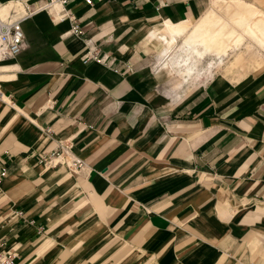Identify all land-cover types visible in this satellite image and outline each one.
<instances>
[{
    "label": "crops",
    "instance_id": "crops-1",
    "mask_svg": "<svg viewBox=\"0 0 264 264\" xmlns=\"http://www.w3.org/2000/svg\"><path fill=\"white\" fill-rule=\"evenodd\" d=\"M211 3L69 0L80 35L53 10L20 20L24 47L0 57V242L15 264H264V60L182 80L164 59L174 26ZM19 10L0 0V18ZM84 36L110 64L82 61ZM204 52L185 44L175 68ZM56 140L76 170L42 162ZM100 233L110 254L85 256Z\"/></svg>",
    "mask_w": 264,
    "mask_h": 264
},
{
    "label": "rangeland",
    "instance_id": "rangeland-1",
    "mask_svg": "<svg viewBox=\"0 0 264 264\" xmlns=\"http://www.w3.org/2000/svg\"><path fill=\"white\" fill-rule=\"evenodd\" d=\"M250 4L241 3L238 0H212L209 8L202 13L196 21L177 23L172 34L176 37L169 56L164 57L171 61L170 65L174 73L184 80L190 75L199 78L204 75V70H223L229 75H239L238 67L244 69V65H250L246 70L253 68L251 65L261 64L264 60V0H246ZM255 9L258 13H256ZM178 38L180 42H178ZM196 44V48L205 52L202 56L192 55L191 72L175 68V61L183 56L185 44ZM154 50L150 54V61L154 62L160 43L155 40ZM262 61V62H261ZM173 64V66H172ZM168 68V67H167ZM186 72V73H185ZM170 80L172 78L170 76ZM96 244L83 247V254L96 255L98 258L110 254L108 236L100 233ZM107 243V245H106ZM73 250V251H71ZM68 253H74L75 248ZM124 247H117L116 254H123ZM78 252H81L79 248ZM96 257V258H97ZM92 260V259H91ZM83 264H108L101 262H90ZM114 264V263H111Z\"/></svg>",
    "mask_w": 264,
    "mask_h": 264
},
{
    "label": "built area",
    "instance_id": "built-area-1",
    "mask_svg": "<svg viewBox=\"0 0 264 264\" xmlns=\"http://www.w3.org/2000/svg\"><path fill=\"white\" fill-rule=\"evenodd\" d=\"M69 0H17L19 14L11 18H0V57L17 54L25 45L24 34L20 20L40 10H53L55 19L67 18L69 20L68 31L80 35L82 29L77 20L66 6ZM93 0H84L91 3ZM84 50L81 56L82 61L95 60L104 64H110L111 58L105 53H99L89 36L83 37ZM2 93L0 89V100ZM66 140H56L51 149L46 152L41 160L47 166L64 164L70 170H76L82 159L73 154ZM6 174V167L0 164V180ZM15 254L5 251L0 242V264H15Z\"/></svg>",
    "mask_w": 264,
    "mask_h": 264
},
{
    "label": "bare ground",
    "instance_id": "bare-ground-1",
    "mask_svg": "<svg viewBox=\"0 0 264 264\" xmlns=\"http://www.w3.org/2000/svg\"><path fill=\"white\" fill-rule=\"evenodd\" d=\"M1 89V88H0ZM1 93H2V91H1ZM2 100V99H1Z\"/></svg>",
    "mask_w": 264,
    "mask_h": 264
}]
</instances>
